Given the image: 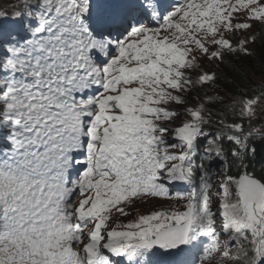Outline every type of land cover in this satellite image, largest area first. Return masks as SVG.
I'll use <instances>...</instances> for the list:
<instances>
[{
  "label": "snow or ice",
  "instance_id": "obj_1",
  "mask_svg": "<svg viewBox=\"0 0 264 264\" xmlns=\"http://www.w3.org/2000/svg\"><path fill=\"white\" fill-rule=\"evenodd\" d=\"M258 144L264 0L0 10V264H264Z\"/></svg>",
  "mask_w": 264,
  "mask_h": 264
},
{
  "label": "trees",
  "instance_id": "obj_2",
  "mask_svg": "<svg viewBox=\"0 0 264 264\" xmlns=\"http://www.w3.org/2000/svg\"><path fill=\"white\" fill-rule=\"evenodd\" d=\"M9 0H0V10H3L8 6ZM258 155L255 158L253 163V167L259 172L262 168H264V146L258 144L257 145Z\"/></svg>",
  "mask_w": 264,
  "mask_h": 264
},
{
  "label": "rangeland",
  "instance_id": "obj_3",
  "mask_svg": "<svg viewBox=\"0 0 264 264\" xmlns=\"http://www.w3.org/2000/svg\"><path fill=\"white\" fill-rule=\"evenodd\" d=\"M163 203V202H162Z\"/></svg>",
  "mask_w": 264,
  "mask_h": 264
}]
</instances>
